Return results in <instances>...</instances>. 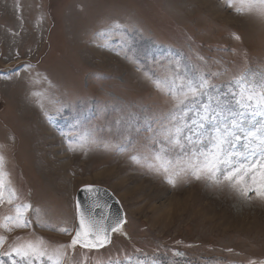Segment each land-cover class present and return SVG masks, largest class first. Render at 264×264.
Here are the masks:
<instances>
[{"label":"rangeland","instance_id":"374dc122","mask_svg":"<svg viewBox=\"0 0 264 264\" xmlns=\"http://www.w3.org/2000/svg\"><path fill=\"white\" fill-rule=\"evenodd\" d=\"M228 4L0 0V264H27L7 253L29 242L48 252L70 245L74 199L91 185L117 198L124 224L100 250L65 248L62 264H264L258 184L246 177L247 194L222 178L173 184L149 167L168 147L170 89L209 82L191 120L242 73L264 78V15ZM23 205L27 226L16 227L6 218Z\"/></svg>","mask_w":264,"mask_h":264},{"label":"snow or ice","instance_id":"6c2138e0","mask_svg":"<svg viewBox=\"0 0 264 264\" xmlns=\"http://www.w3.org/2000/svg\"><path fill=\"white\" fill-rule=\"evenodd\" d=\"M241 3L249 11L255 8L264 15V0H241ZM228 6H233L232 0H229ZM243 10L237 9L238 12ZM251 75L250 72H245L234 78L228 86L232 90L221 94L223 99L217 100L215 105H202V110H195L191 120L187 119L188 113L193 112L191 105L196 103L197 93L203 95L202 90L210 87L209 82L203 80L198 85L189 84L186 87L182 85L178 90L170 89L173 115L172 127L166 130L168 147L155 154L149 167L166 174L171 173L169 183L174 184L173 177L183 175H191L198 180L203 177L213 182H219L222 178L233 187L239 186L244 194L249 190L250 180L252 185H259L257 194L264 195V78L255 80ZM155 83L160 87V81ZM257 116L262 119L256 120ZM209 124L212 125L211 131H208ZM169 151L177 153L174 160L163 155ZM2 166L3 156H0V168ZM86 190L90 193L96 191L91 186ZM4 192V174L0 172V202L3 201ZM8 193V202L11 203L15 191L9 189ZM29 207L30 205L18 207L17 215L7 217L6 220L16 227L27 226L22 210L26 211ZM79 216V228L70 245H62L48 252L42 246L43 241L39 240L15 247L7 255L15 253L20 260L27 261V264H34L45 257L51 264H62L65 248L80 245L86 249H99L110 242V233L121 231L123 221L120 218L106 221L105 218L97 219L86 211H81ZM59 231L71 234L66 228ZM3 242L4 238L0 237V245Z\"/></svg>","mask_w":264,"mask_h":264},{"label":"water","instance_id":"95a60500","mask_svg":"<svg viewBox=\"0 0 264 264\" xmlns=\"http://www.w3.org/2000/svg\"><path fill=\"white\" fill-rule=\"evenodd\" d=\"M88 187L89 186L80 187L75 197L74 203H75L76 223H75L74 233L71 237V241L72 238L75 236L76 230L79 228V223H80L79 213L81 211L90 212L97 219L103 217L105 218L106 221H110L112 218H120L123 221L121 226L124 224L125 221L124 212L121 208L119 201L108 189L100 186L91 185V187L94 188L96 191L90 193L86 190ZM112 233H110V242H111ZM109 243H107L105 246L99 249H87V250H100L106 247L107 245H109ZM77 246L83 248L80 245Z\"/></svg>","mask_w":264,"mask_h":264}]
</instances>
